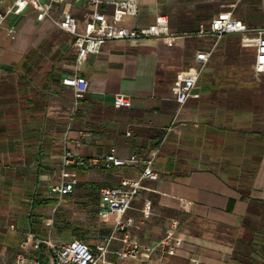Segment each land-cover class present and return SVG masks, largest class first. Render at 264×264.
I'll return each mask as SVG.
<instances>
[{
	"label": "crops",
	"instance_id": "1",
	"mask_svg": "<svg viewBox=\"0 0 264 264\" xmlns=\"http://www.w3.org/2000/svg\"><path fill=\"white\" fill-rule=\"evenodd\" d=\"M11 3L0 0V13ZM62 9L76 15L81 24L90 18L81 5ZM223 12H232L250 28L264 25V0H140L136 23L129 26H146L156 16L166 15L170 30L179 34L173 45L165 38L106 42L69 72L77 70L88 80V92L80 99L61 82L68 74L58 73L54 66L26 65L29 55L46 40L50 21L38 20L31 8L7 17L0 28V99L6 96L0 106V259L7 254L5 264L14 261L25 233L53 224L51 217L40 218L43 211L56 208L43 206L52 184L73 183L66 196L80 191V198L88 200L96 197L83 184L114 186L122 177L137 176L142 164L111 170L63 165L65 150L96 156L111 148L119 157L136 153L144 159L157 150L153 169L158 178L145 181L146 189L127 213L133 223L139 215L149 219L141 220V227L136 223L138 230L131 232L130 226L128 232L135 241L155 242L165 235L153 239L150 234L163 229L162 224L165 234L176 221L183 244L175 256H154L145 264H192V259L199 264H226L227 247L216 237L238 230L248 210L242 192L264 200L262 124L254 121L247 100L236 102L239 111L222 107L226 103L221 91L234 87L226 79L217 80V67L210 64L215 52L193 90L199 98L180 106L173 84L178 73L197 64L195 53L201 48L193 51L191 41L201 37L193 33ZM12 24L16 25L13 38L7 34ZM251 39L254 42V36ZM72 47L76 60L77 49ZM252 55L254 63V45ZM117 94L130 96L132 106H116ZM202 105L210 107L202 112ZM249 169L254 170L251 180L243 181ZM99 198L100 193L97 205ZM185 218L202 221V234L184 229Z\"/></svg>",
	"mask_w": 264,
	"mask_h": 264
},
{
	"label": "built area",
	"instance_id": "2",
	"mask_svg": "<svg viewBox=\"0 0 264 264\" xmlns=\"http://www.w3.org/2000/svg\"><path fill=\"white\" fill-rule=\"evenodd\" d=\"M67 4L81 5L90 12V18L83 24L70 11H63ZM31 8L38 20H52L62 31L72 36V44L77 49L76 64L80 65L90 53L99 52L108 41L133 40L141 41L152 38H165L172 46L179 35L170 30L166 15L156 16L153 23L146 26H129L123 24L127 16L137 17L140 12V0H12L10 7L0 13V28L7 22L10 14H21ZM58 14V17L55 15ZM252 33L255 58L253 71L256 75L264 73V25L250 28L236 18L232 12L220 13L209 24L201 25L193 33L196 37L211 40L208 49L197 50L195 53L196 66L177 74L174 80V99L180 105L186 104L191 98L202 69L209 62L210 57L220 41L230 34ZM7 34L12 38L16 35V25L7 27ZM62 84L71 89L75 98L80 99L88 92V80L77 70L73 74L65 75ZM114 104L120 107H131V97L117 94ZM127 135H130L127 132ZM83 135L77 138L79 145ZM157 150H153L146 159L132 154L127 158L117 155L116 149L96 156L76 155L70 150L63 154L65 167H77L84 170L107 169L142 164L143 168L134 177H122L117 185L105 186L100 189L97 205V217L110 223L109 232L99 235L94 242L72 239L66 242H56L50 236H41L35 232L23 235L19 249L11 264H124L125 261H144L154 256L163 259L165 256H175L183 244L178 235L177 222L171 224V231L155 244H145L134 241L128 230L132 219L127 213L134 200L146 189V180H156L157 172L153 169L154 157ZM74 189L73 183H56L49 187L51 195L64 197ZM120 248H115V243ZM192 264H199L197 259Z\"/></svg>",
	"mask_w": 264,
	"mask_h": 264
},
{
	"label": "rangeland",
	"instance_id": "3",
	"mask_svg": "<svg viewBox=\"0 0 264 264\" xmlns=\"http://www.w3.org/2000/svg\"><path fill=\"white\" fill-rule=\"evenodd\" d=\"M63 11L68 10L64 9ZM57 15L58 14H56L55 17L59 16ZM82 19L84 18L82 17ZM49 21L50 27L46 31V40L42 42L41 46L36 51L29 55L26 65L30 67L54 66L58 73L69 74L74 65H76L75 51L72 47V36L60 30L52 20ZM134 23H136L135 18L130 16L124 18L123 24L132 25ZM252 36V33H243L239 35L230 34L225 36L213 51V53H215H212L213 58L210 64L217 67V80L219 77L223 78V80L226 79L229 82L228 84H232L234 87L233 89L230 88L221 91V100L226 103L222 107L239 111L241 106L236 102L240 101V99L247 100L249 103L247 107L249 111L253 113L254 121L256 122L258 120L262 124L260 130L264 131V77L258 78L252 70ZM191 42L193 51L196 48L208 49L212 43L211 40H204L201 38L192 39ZM2 96L4 97L0 99L1 107L4 105V98H6L5 95ZM192 97L199 98L200 94L193 91L191 98ZM207 99L209 100V97ZM209 107V105H202L200 109L204 112L207 111ZM251 128L257 129L255 126H250V129ZM253 171L254 170L251 169L246 170L248 175L247 178H245L243 174V181H250ZM79 193L80 191L65 197L51 194L46 195L48 198L43 206L54 205L56 208L53 210V208L50 207L47 211H43V215L40 218L44 219L51 217L53 219V224L50 226H40L39 230L35 233L41 236H50L56 242L79 239L87 241L88 243L94 242L99 235L108 233L110 223L104 222L97 217V200L94 198L82 200ZM135 219L134 223L132 221L131 232L133 229L138 230L135 228L136 223H138L137 226L141 227L139 222L141 220L148 221L149 217L144 218L139 215ZM185 219L187 221L184 225V229L195 234H202L200 231V228L204 227L202 221L190 218ZM162 226L163 229L161 228L159 232L150 234L149 237L154 239L156 236H166L169 230L163 234L166 226L163 224ZM241 231L240 222L238 230L234 231L232 234L225 238L224 236L216 237V242L227 247L226 264H264V212L261 216L251 217V228H245V235L242 237L243 240H241L243 243H239L238 241ZM80 235H82V237H80ZM162 238L163 237L150 243L137 240L136 242L155 244ZM133 240L135 241V239ZM114 247L120 248L121 246L116 243ZM6 255L7 254H3V257L0 259V264H5L3 258ZM13 258L9 259L7 263H11ZM146 261L147 260L131 261V264H145ZM128 262L129 261H125L124 264H129Z\"/></svg>",
	"mask_w": 264,
	"mask_h": 264
},
{
	"label": "trees",
	"instance_id": "4",
	"mask_svg": "<svg viewBox=\"0 0 264 264\" xmlns=\"http://www.w3.org/2000/svg\"><path fill=\"white\" fill-rule=\"evenodd\" d=\"M220 79H223L219 77ZM223 85V84H222ZM162 138H159V140L156 142L155 145H159ZM136 154V153H134ZM86 188H89L92 192L93 197H96L98 193H100V189L102 188L99 184L96 183H90V184H83ZM249 192H242V198L248 200V210L247 214L242 218L241 220V229L242 231L239 233L238 241L239 243H243L241 240L242 237L245 235V228H251V217L253 216H261L264 212V200L256 199L249 197ZM233 200L230 202L229 209L232 208ZM248 235V233H247ZM82 237V235H80ZM241 254V253H240Z\"/></svg>",
	"mask_w": 264,
	"mask_h": 264
}]
</instances>
